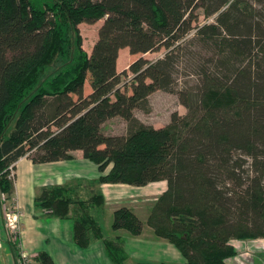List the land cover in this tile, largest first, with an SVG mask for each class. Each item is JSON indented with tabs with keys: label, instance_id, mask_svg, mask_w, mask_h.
Listing matches in <instances>:
<instances>
[{
	"label": "trees",
	"instance_id": "trees-1",
	"mask_svg": "<svg viewBox=\"0 0 264 264\" xmlns=\"http://www.w3.org/2000/svg\"><path fill=\"white\" fill-rule=\"evenodd\" d=\"M198 10L212 23L196 26ZM101 20L89 57L79 26ZM122 49L141 57L118 73ZM180 64L195 81L176 90ZM158 91L186 113L156 129L135 111L148 113ZM113 118L124 134L105 133ZM74 151L102 175L39 188L36 214L71 221L75 246L99 241L111 264L128 259L119 232L138 237L144 223L121 207L106 237L101 185L165 182L145 225L183 264H228L230 241L264 239V0H0V194L13 199L21 158L49 164ZM35 260L54 264L44 252Z\"/></svg>",
	"mask_w": 264,
	"mask_h": 264
},
{
	"label": "crops",
	"instance_id": "crops-1",
	"mask_svg": "<svg viewBox=\"0 0 264 264\" xmlns=\"http://www.w3.org/2000/svg\"><path fill=\"white\" fill-rule=\"evenodd\" d=\"M126 52L129 54L128 49L119 51L118 73L120 71L118 68L119 63L121 58L124 62ZM89 92V90H86L83 95L86 96ZM113 119L107 121L106 124ZM106 124L103 125V129ZM71 156L72 159L69 161L41 165H33L26 158H21L15 164L16 176L13 201L19 215L18 220H23L19 229V251L25 257L37 255L41 252L47 253L54 264H111L105 255L101 242H93L86 250H81L75 246L72 240L71 221L40 219L37 217L34 198L39 188L64 186L76 180L94 181L102 175L96 165L82 157L80 151L72 152ZM108 171L109 168L104 172V175ZM154 185L158 187H156L155 193ZM143 188L146 189L145 193L138 190L137 187L127 185H101L97 190L102 191L101 195L104 203H107V195H111L120 201L113 207V213L121 208L120 206L123 204L121 201L126 199L135 200L134 202L130 201L131 204L129 205H123V207L131 209L138 218L140 215L144 217V220H142L144 227L140 236L132 237L119 232L120 237L125 241V250L126 241L130 244L129 250L142 248L145 245H154L156 250L154 253L157 255L158 260L163 261H157L158 263L183 264L184 260L180 253L166 241L156 238L153 231L145 225L154 205V199L156 200L166 190V183H152ZM138 197L141 200H136ZM4 201L5 197L1 195V207ZM0 220H2L1 217ZM230 245L236 255L228 261V264H264V259H262L264 258V239L233 240L230 241ZM126 253L128 255L127 264L130 255L127 250ZM15 262L7 232L0 224V264H16Z\"/></svg>",
	"mask_w": 264,
	"mask_h": 264
},
{
	"label": "rangeland",
	"instance_id": "rangeland-1",
	"mask_svg": "<svg viewBox=\"0 0 264 264\" xmlns=\"http://www.w3.org/2000/svg\"><path fill=\"white\" fill-rule=\"evenodd\" d=\"M198 19L195 23L196 26H201L203 24L212 23V19H207L204 16L203 10H198ZM103 24V20L95 23V24H87L83 23L79 26V31L82 37V45L85 52L88 54L89 57L92 56V48L97 40V33L101 25ZM164 50H160L156 53H150L142 56L144 59H147L148 61H156L158 59H161L164 55ZM124 62L121 61L119 63V73L128 70V67L131 63L135 62L138 58H140V55L131 56L127 52L124 55ZM121 68V69H120ZM188 69V68H187ZM185 69L183 64L179 65L178 74L176 76V90H180L185 84L193 85L195 78L193 75H191L190 70ZM93 72L90 70L87 74V79L85 82V87L83 88V94L86 90L90 89V82L93 78ZM125 78L122 77V80ZM128 93H130V90L128 89ZM73 99H76L75 96H72ZM149 107L150 110L148 113H142L139 110L135 111V116L138 120H140L145 125L153 126L156 129L165 127L170 120V115L173 112H177L181 115H184L185 109L179 104L177 96L174 94H168L161 91L153 93L149 97ZM104 131L107 134H113V135H122L125 133V124L124 122L119 119L115 118L109 123H107L104 126ZM12 174L15 178V171H12ZM98 186L97 188H99ZM157 186L154 185V193L156 191ZM138 190L141 192H146L143 187H137ZM143 188V189H141ZM87 189V188H84ZM98 193L102 194V191L98 190ZM107 203H104V208L101 215V222L102 227L104 229V234L106 237H112L113 233L111 230V222H112V216H113V210L115 205H117L120 201H118L115 197L107 195ZM150 197V196H149ZM151 199V198H150ZM1 200V195H0ZM136 200H141L139 197L136 198ZM134 202L135 200H123L121 201L123 204L120 207H123V205H129L131 202ZM155 201V199H154ZM0 217L2 220H0V224L2 225L3 229L6 230L8 239L10 241V244H13L14 250H20L19 245L16 247L15 244H19V229H20V223L23 220H18V213L14 205V201L12 200H5L3 203V206H0ZM140 220H144V217L142 215L139 216ZM125 233V232H123ZM126 250L130 255V260L127 262V264H138V263H158L157 255L154 253L156 250L154 249V245H145L142 248L138 247L134 250H129V243L126 241ZM11 247V249H12ZM12 249V251H14ZM22 260H18L14 255L15 263L16 264H38L35 260L36 255L25 257L24 254H21ZM132 258V259H131ZM138 258V260H137ZM261 258V257H260ZM264 259V258H262ZM158 261V262H157ZM163 262V261H162ZM165 264V263H164Z\"/></svg>",
	"mask_w": 264,
	"mask_h": 264
}]
</instances>
